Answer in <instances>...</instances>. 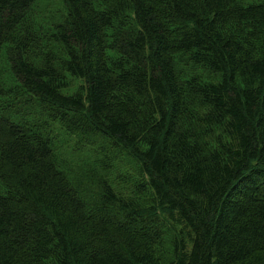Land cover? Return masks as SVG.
Returning <instances> with one entry per match:
<instances>
[{"label": "trees", "instance_id": "obj_1", "mask_svg": "<svg viewBox=\"0 0 264 264\" xmlns=\"http://www.w3.org/2000/svg\"><path fill=\"white\" fill-rule=\"evenodd\" d=\"M33 2L0 0V264H264V0H63L48 29ZM50 123L98 152L97 199Z\"/></svg>", "mask_w": 264, "mask_h": 264}, {"label": "rangeland", "instance_id": "obj_2", "mask_svg": "<svg viewBox=\"0 0 264 264\" xmlns=\"http://www.w3.org/2000/svg\"><path fill=\"white\" fill-rule=\"evenodd\" d=\"M64 11L63 0H34L32 6V13L39 23L42 24V29L44 27L48 29L49 25L53 21L57 20L61 16V12ZM50 20L49 24L45 25L47 21ZM52 28V27H51ZM45 40L37 39L34 54L35 61H41L44 59V55L48 51H57L61 53V45L57 43H48L42 46ZM46 41V40H45ZM6 47L9 48V43L4 44L0 50V80L6 84L14 82V77L12 73V60H10V54L6 51ZM46 56V55H45ZM185 75L196 74L202 78L215 80L216 76L210 74V72L199 67H192L187 65L183 68ZM79 80L73 79L68 92L74 91ZM24 102L19 103L18 106L21 108ZM50 128L52 133L56 136V142L63 152L60 151L59 156L66 167L70 177L76 179V183L82 185L83 191L89 198H98L100 193V187L98 186V181L104 178V173L98 170L93 164L97 160L98 152L91 145H76L78 143V137L76 135H70L64 132L58 124L50 123ZM97 143V142H96ZM118 161V159H117ZM128 157L124 155L121 163L117 165L113 164L109 168L108 178L113 184L116 191L124 190V183L121 180V175L127 172V162ZM121 192V191H120Z\"/></svg>", "mask_w": 264, "mask_h": 264}]
</instances>
